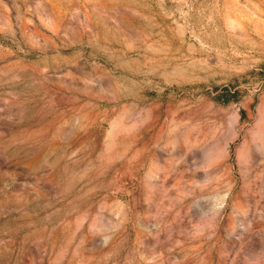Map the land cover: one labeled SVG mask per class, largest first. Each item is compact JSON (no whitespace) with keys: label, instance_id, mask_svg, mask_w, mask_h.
I'll list each match as a JSON object with an SVG mask.
<instances>
[{"label":"rangeland","instance_id":"rangeland-1","mask_svg":"<svg viewBox=\"0 0 264 264\" xmlns=\"http://www.w3.org/2000/svg\"><path fill=\"white\" fill-rule=\"evenodd\" d=\"M0 264H264V0H0Z\"/></svg>","mask_w":264,"mask_h":264}]
</instances>
